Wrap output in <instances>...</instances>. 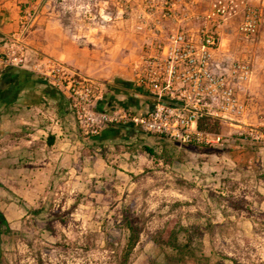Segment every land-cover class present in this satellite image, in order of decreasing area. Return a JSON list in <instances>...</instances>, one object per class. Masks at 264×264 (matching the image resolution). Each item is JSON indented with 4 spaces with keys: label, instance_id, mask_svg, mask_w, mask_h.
<instances>
[{
    "label": "rangeland",
    "instance_id": "374dc122",
    "mask_svg": "<svg viewBox=\"0 0 264 264\" xmlns=\"http://www.w3.org/2000/svg\"><path fill=\"white\" fill-rule=\"evenodd\" d=\"M47 1L50 27L86 47V75L95 81L131 75L138 56L176 31L215 27L203 15L218 3L189 0V9L177 6L173 19L168 0ZM234 3L235 16L217 25L227 55L253 68L241 127L223 125L219 147L150 143L153 156L143 143L101 151L90 146L87 161L70 174L62 168L40 194L38 175L15 171L0 186L8 224L0 228V264H123L126 255L124 264H163L154 240L168 224L209 219L232 223L214 243L205 238L207 252L214 246L243 263L264 264V0ZM249 10L256 15L253 31L243 32ZM125 211L142 227L129 253Z\"/></svg>",
    "mask_w": 264,
    "mask_h": 264
},
{
    "label": "built area",
    "instance_id": "2783aa9c",
    "mask_svg": "<svg viewBox=\"0 0 264 264\" xmlns=\"http://www.w3.org/2000/svg\"><path fill=\"white\" fill-rule=\"evenodd\" d=\"M177 6L188 10L190 2L168 0L165 8L169 18L179 16ZM237 7L234 0H218L213 10L203 15L211 18L215 27L176 31L132 62L134 86L147 91L153 99L151 110L144 115L125 109L97 110L95 101L100 89L94 79L42 54L29 64L27 44L20 34L13 35L0 51V69H24L65 93L84 136H98L106 125L121 124L175 144L219 147L224 136L201 130L199 122L207 118L219 122L220 127H241L240 119L248 111L247 95L253 75L249 60L227 55L217 25L220 20L226 22L235 16ZM255 16L249 10L240 30L253 31L251 21H255Z\"/></svg>",
    "mask_w": 264,
    "mask_h": 264
},
{
    "label": "crops",
    "instance_id": "0c3cea01",
    "mask_svg": "<svg viewBox=\"0 0 264 264\" xmlns=\"http://www.w3.org/2000/svg\"><path fill=\"white\" fill-rule=\"evenodd\" d=\"M46 4L47 0H0V51L13 35L20 34L27 44L29 64L36 55L47 54L89 77L85 71L86 47L65 41L57 25L50 27L52 18L44 15ZM96 82L100 89L97 110L125 109L144 115L152 108L151 94L135 87L129 73L125 77L115 73L111 80ZM154 142L171 143L121 124L106 125L98 136L89 139L76 122L65 93L24 69H0L1 185L15 171L26 176L36 174L40 194L62 168V173L70 174L77 163L87 161L90 146L101 151L138 143L147 147Z\"/></svg>",
    "mask_w": 264,
    "mask_h": 264
},
{
    "label": "trees",
    "instance_id": "16d2710c",
    "mask_svg": "<svg viewBox=\"0 0 264 264\" xmlns=\"http://www.w3.org/2000/svg\"><path fill=\"white\" fill-rule=\"evenodd\" d=\"M199 128L216 133L221 129L219 122L207 118L199 122ZM144 148L150 156L154 155L151 149ZM123 223L129 232L126 242V250L129 253L139 243L142 227L140 219L127 211L123 214ZM231 223L227 219L222 223L209 219L205 225L197 223L190 226L172 222L156 236L154 243L158 254L163 256V264H247L217 251L214 246L207 252L205 238L214 243L217 234L226 231V227ZM2 226L7 227L8 224L0 212V228ZM126 256L123 257V264L127 261Z\"/></svg>",
    "mask_w": 264,
    "mask_h": 264
}]
</instances>
